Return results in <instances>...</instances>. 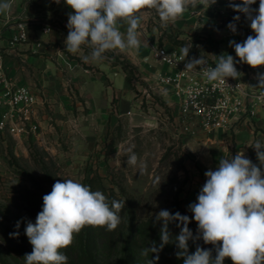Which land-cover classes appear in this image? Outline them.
I'll return each instance as SVG.
<instances>
[{
    "label": "rangeland",
    "instance_id": "obj_1",
    "mask_svg": "<svg viewBox=\"0 0 264 264\" xmlns=\"http://www.w3.org/2000/svg\"><path fill=\"white\" fill-rule=\"evenodd\" d=\"M19 3L21 13L9 18L10 26L23 24L40 36L27 42H33L24 53L28 57L11 52L5 69L22 73L26 83L37 89L41 103L34 116L39 126L35 133L20 138L6 134L0 139V264H25L19 254L21 241L10 235V228L17 221L21 229L28 221L35 223L39 206L34 193L39 188L52 190L45 173L55 182L72 179L94 191H101L103 185L109 195L125 201L127 209L134 201L144 222L154 220L162 209L171 211L174 194L180 191L181 208L191 219L188 205L196 202L206 180L204 173L215 170L223 156L241 151L243 144L238 129L230 127L235 121L210 129L196 120L184 121L173 90L158 86L161 67L153 58L156 49L173 45L188 47L193 55L198 44L206 56L207 37L213 40L222 30L219 20H211L208 12L197 20L192 11L202 9L198 6L189 8L175 23L162 26L154 11H146L139 49L108 51L104 59L86 62L88 47L75 54L65 50L72 9L63 0ZM198 22L204 27L197 28ZM25 33L24 41L28 39ZM139 61L156 67L154 75H144ZM129 147L144 162L143 172L127 166ZM246 156L258 163L254 148ZM81 232L70 246L75 250ZM171 247L163 264L180 262L176 244L171 242ZM121 249L119 244L105 250L100 243L94 254L100 264H121Z\"/></svg>",
    "mask_w": 264,
    "mask_h": 264
},
{
    "label": "clouds",
    "instance_id": "obj_2",
    "mask_svg": "<svg viewBox=\"0 0 264 264\" xmlns=\"http://www.w3.org/2000/svg\"><path fill=\"white\" fill-rule=\"evenodd\" d=\"M60 3L61 0H52ZM72 9L68 14V34L64 40L69 53L81 52L84 47L91 51L84 56L86 62L99 61L105 53L113 50L127 51L139 49L142 43L144 12L154 11L162 26L181 19L189 8L202 6L206 11L217 0H63ZM257 0H229L228 6L236 13H242L250 21L249 27L255 35H248L243 42L229 41L235 51L232 55L222 53L217 57L215 67L204 70L209 81L226 82V78L238 79L241 73L236 64H247L252 68L264 66V0H259L258 8L251 6ZM11 8L9 0H0V14ZM240 16L233 17L227 27L237 32ZM125 27V31L121 28ZM190 48L181 49L183 57H188ZM203 55L192 59L186 69L203 64ZM259 85L264 86V73L259 75ZM248 147L256 151L259 165L247 158L243 150L234 156H223L215 170L204 173L206 180L200 189L196 202L188 205L191 219L179 212L171 213L162 209L154 216L160 223V245L155 242L148 251L157 253L149 264H156L158 252L168 244L172 235L169 224L178 222L180 232L175 236L178 259L183 264H224L230 259L232 264H264V142L257 140ZM127 166L143 172L144 162L132 147L126 151ZM159 182V181H157ZM42 210L35 223L28 221L25 235L32 251L24 256L25 264H67L68 257L62 251L74 243L75 235L85 226L102 227L114 231L121 223L120 212L125 201L108 200L100 190L72 179L57 180L51 192L43 197ZM191 220L197 224L196 235L188 227ZM20 221L15 227L18 229ZM18 236V232L10 233ZM202 239L215 249L197 246L189 254V241Z\"/></svg>",
    "mask_w": 264,
    "mask_h": 264
},
{
    "label": "built area",
    "instance_id": "obj_3",
    "mask_svg": "<svg viewBox=\"0 0 264 264\" xmlns=\"http://www.w3.org/2000/svg\"><path fill=\"white\" fill-rule=\"evenodd\" d=\"M236 2L239 3L240 0ZM228 3L229 0H217L206 11L194 9L192 15L199 20L208 12L211 14V20H219L224 31L223 39L226 41L225 53L238 60L234 49L229 46V41L240 43L248 35L255 34L249 27L250 21L242 13L234 12ZM258 6L259 0L251 7L256 9ZM236 15L240 16V20L236 22L237 32L234 34L227 25ZM196 27L203 28L204 25L198 22ZM18 30V34L11 40L12 47L24 41L26 37L25 25L19 24ZM208 33L212 35L211 32ZM207 38L209 51L216 52L218 49L219 52L218 42ZM192 59L190 54L185 58L181 51L167 47L156 49L153 58L161 67L157 79L158 86L173 90L184 121L196 120L210 129L230 126L233 121L244 117L253 118L259 110L264 111V86L259 85V75L264 73V66L252 68L247 64L237 63L240 77L226 78V82L220 84L218 81L207 80L203 74L205 68L215 67L214 60H204L203 64L186 69V64ZM38 102L39 97L30 86L19 84L9 76L5 69L4 55L0 51V139H5L6 134L20 138L35 133L39 127L34 119ZM2 164L0 155V167Z\"/></svg>",
    "mask_w": 264,
    "mask_h": 264
},
{
    "label": "trees",
    "instance_id": "obj_4",
    "mask_svg": "<svg viewBox=\"0 0 264 264\" xmlns=\"http://www.w3.org/2000/svg\"><path fill=\"white\" fill-rule=\"evenodd\" d=\"M195 51L196 47H194L193 55ZM44 177L50 182V184L53 185L55 183L54 179L51 178L52 176L48 173H45ZM37 190L38 191L34 193L33 199L38 203L39 207L37 210L40 212L43 205L42 197L49 192L42 188ZM101 191L108 197L109 201H122L116 197V195H109L103 185L101 187ZM179 195L180 191H177V193L174 194L170 212L173 214L179 212L182 215L188 216V214H186V212L181 208ZM134 206V201H131V209H127L126 207L123 208L120 212L121 223L114 231H108L106 228L102 227L85 226L81 232L82 236L79 249L75 250L74 248L68 247L62 250L68 257L67 264H100L94 254V247L96 245H100V243L105 250H110L120 244L122 248L121 264H149L151 259H155L157 253L148 251L147 255H143L142 252L143 250L151 247L154 242L157 246L160 245L161 224L155 223L154 225V220H148L146 222L141 221L140 211L138 207L135 208ZM177 223L178 222H172L169 224V231L172 238L169 243L164 245V247L158 252L159 259L156 261V264H163L167 261L170 253L173 251L171 242L175 243V236L180 232V228L177 227ZM188 227L191 229L193 234L196 235L197 228L192 221L189 223ZM10 231L19 233V235L15 237L16 240L21 241V243L18 244L20 247L19 254L24 258L26 253H30L32 251V246L25 235V229L11 227ZM188 243L189 254L194 253L197 246H199L204 249H212L213 256H215L214 246L211 244H205L202 239H197L195 241L190 240ZM179 264H183L182 258L180 259ZM224 264H232V261L230 259H226Z\"/></svg>",
    "mask_w": 264,
    "mask_h": 264
},
{
    "label": "crops",
    "instance_id": "obj_5",
    "mask_svg": "<svg viewBox=\"0 0 264 264\" xmlns=\"http://www.w3.org/2000/svg\"><path fill=\"white\" fill-rule=\"evenodd\" d=\"M20 0H9L10 4H11V8L10 10L5 13V14H0V51L3 53L4 55V59H5V65H7V62L9 59H11V57L9 55H11L10 53L15 52L18 56L21 57H28L27 54H24L27 52V50L30 48V46L33 44V42H29L28 41H34L37 40V36H40V33L30 27L26 28V32L28 34V39L26 41H21V43L16 44V46L12 47L11 46V40L13 35L18 34L19 30L17 27H12L10 26V21L9 18L11 19L14 18L15 16L20 15V11H21V5L19 3ZM223 35H224V31L223 29L220 31V33L218 35L214 36V39L218 42L219 44V52L217 53V51H209L208 47L207 50L208 52L206 53L205 56V50L203 48V46L200 47V44H198V46L200 48H196V51L194 53V55H191V57L194 59H199L201 58V56L203 55L204 60H209L212 61L214 60L215 62H217V57L218 55L225 53V45H226V41L223 39ZM23 43V44H22ZM166 47V46H165ZM169 49H177L179 51H181L182 48H184L183 46H178V45H173L171 47H167ZM143 71H144V75H154L153 70L156 68H153L141 61H139L138 63ZM108 72L110 71L109 68ZM114 69V68H111ZM23 70V69H22ZM7 72L9 74V76L13 77L19 84H23V85H28L30 86L35 92H37V89L33 88V86L29 85L26 83V80L23 78L22 73H10L9 69H7ZM113 72V71H112ZM115 75H118V72L115 71L114 73ZM39 92V91H38ZM41 101L38 102V104L40 105ZM38 108H40L39 106L36 107V112L38 111ZM262 117H264V111L263 110H259L257 115L253 118H243V120H241V122H238L236 125H234L235 123H233L230 127H236L238 129V132L240 134V141L243 144V151L246 153L248 152L249 148L247 145H251L252 143H254L257 140H260L262 142H264V120L262 121ZM254 126L255 128L259 129L258 132H255V130H253L251 127ZM236 142H238V140H236ZM254 153H255V159L258 162L257 164L259 165V161L257 160V156H256V151L254 149Z\"/></svg>",
    "mask_w": 264,
    "mask_h": 264
}]
</instances>
